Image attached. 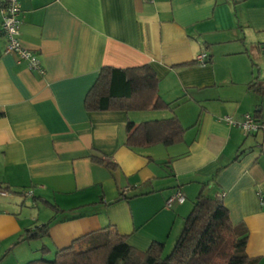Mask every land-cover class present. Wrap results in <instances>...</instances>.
<instances>
[{"label":"crops","instance_id":"crops-1","mask_svg":"<svg viewBox=\"0 0 264 264\" xmlns=\"http://www.w3.org/2000/svg\"><path fill=\"white\" fill-rule=\"evenodd\" d=\"M19 2L21 44L45 73L5 52L0 15V188L9 190L0 197V264L52 260L107 227L140 252L154 243L166 252L202 192L223 196L248 257L264 264V133L222 121L264 122V93L250 88L264 86V0H235L248 7L244 18L228 0ZM201 54L204 65L195 63ZM143 66L173 110L87 109L102 68ZM174 116L182 142L126 145L128 123ZM177 190L185 203L167 206ZM48 223V234L22 241Z\"/></svg>","mask_w":264,"mask_h":264},{"label":"trees","instance_id":"trees-1","mask_svg":"<svg viewBox=\"0 0 264 264\" xmlns=\"http://www.w3.org/2000/svg\"><path fill=\"white\" fill-rule=\"evenodd\" d=\"M250 88L264 93L262 85L251 84ZM172 106L162 99L159 78L150 66L102 68L86 99L89 111L173 110ZM185 132L177 116L140 124L128 123L126 145L133 149L159 144L171 146L182 142ZM193 206L180 238L166 257L162 244L154 243L146 252H140L114 227H107L69 248L58 250L52 260L42 257L27 264H257L246 253L247 238L236 236L230 212L222 198L202 192ZM50 225L27 230L22 241L42 238L48 234Z\"/></svg>","mask_w":264,"mask_h":264},{"label":"built area","instance_id":"built-area-1","mask_svg":"<svg viewBox=\"0 0 264 264\" xmlns=\"http://www.w3.org/2000/svg\"><path fill=\"white\" fill-rule=\"evenodd\" d=\"M20 14L21 6L19 0H0V15L3 18L2 32L7 41V54H15L18 64L26 63L28 70L37 72L40 75L45 73L44 68L38 55L24 48L20 41ZM200 65H204L208 61L206 54H201L196 58ZM222 121L230 126L239 128L245 135L256 133H264V122L259 121L255 116L246 114L241 121H236L231 116H225ZM9 196L8 191L0 188V197ZM222 198L223 196H219ZM186 196L181 190H177L174 195L167 201V206H172L173 203L184 204Z\"/></svg>","mask_w":264,"mask_h":264},{"label":"rangeland","instance_id":"rangeland-1","mask_svg":"<svg viewBox=\"0 0 264 264\" xmlns=\"http://www.w3.org/2000/svg\"><path fill=\"white\" fill-rule=\"evenodd\" d=\"M228 2L230 3V5H232L233 7H235V6H239L240 8L238 9V16L240 17V18H244V16H246V15H248L249 14V9H248V7H246V5L245 4H243V6H245V7H242V3H238V4H236L235 3V0H228ZM227 2V3H228ZM227 5V4H226ZM247 29V28H246ZM255 36L256 37H258L259 36V34H255ZM262 36H264L263 34H262ZM264 39V38H263ZM248 41L249 42H251L249 39H248ZM255 43V42H254ZM193 208H194V206H192V208H191V210H190V212L186 215V218L190 215V213L192 212V210H193ZM186 220V219H185ZM183 228H184V226H183ZM174 248V247H173ZM173 248H170L168 251H166L165 252V254H164V257H166V256H168L171 252H172V250H173Z\"/></svg>","mask_w":264,"mask_h":264}]
</instances>
